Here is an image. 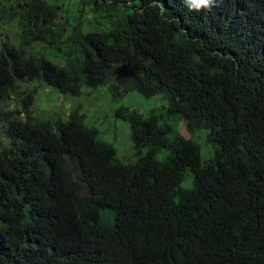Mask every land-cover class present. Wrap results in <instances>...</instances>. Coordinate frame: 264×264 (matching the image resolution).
<instances>
[{
	"label": "trees",
	"instance_id": "trees-1",
	"mask_svg": "<svg viewBox=\"0 0 264 264\" xmlns=\"http://www.w3.org/2000/svg\"><path fill=\"white\" fill-rule=\"evenodd\" d=\"M12 22L0 264H264V0H5L0 23ZM44 84L167 103L116 109L133 141L125 162L79 108L35 114Z\"/></svg>",
	"mask_w": 264,
	"mask_h": 264
},
{
	"label": "rangeland",
	"instance_id": "rangeland-1",
	"mask_svg": "<svg viewBox=\"0 0 264 264\" xmlns=\"http://www.w3.org/2000/svg\"><path fill=\"white\" fill-rule=\"evenodd\" d=\"M5 0H0V4ZM12 36L19 39V28L16 23H0V40ZM33 87V84H26ZM167 100L160 96L146 97L138 91H132L124 96H115L107 85H100L97 88H85L80 96H70L60 93L56 88L44 84L36 96L33 110L35 114L51 116L52 119L59 117L67 120L71 112L79 108L84 116L87 126H94L99 130V137L112 143L117 149L119 157L128 162L134 157L133 141L129 123L126 120L116 117L115 111L121 106H129L148 114L154 108H160ZM50 118V117H48ZM179 129L187 133L185 124L180 123ZM1 135V127H0ZM194 139L200 145L202 161L213 157V149L206 142V134L203 137L195 136ZM81 191V190H80Z\"/></svg>",
	"mask_w": 264,
	"mask_h": 264
},
{
	"label": "clouds",
	"instance_id": "clouds-1",
	"mask_svg": "<svg viewBox=\"0 0 264 264\" xmlns=\"http://www.w3.org/2000/svg\"><path fill=\"white\" fill-rule=\"evenodd\" d=\"M199 6L209 7L210 0H199Z\"/></svg>",
	"mask_w": 264,
	"mask_h": 264
}]
</instances>
